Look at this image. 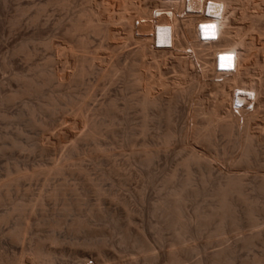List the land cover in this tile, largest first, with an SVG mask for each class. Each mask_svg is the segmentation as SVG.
<instances>
[{
    "label": "bare ground",
    "instance_id": "6f19581e",
    "mask_svg": "<svg viewBox=\"0 0 264 264\" xmlns=\"http://www.w3.org/2000/svg\"><path fill=\"white\" fill-rule=\"evenodd\" d=\"M54 1H56V0H54ZM62 1H61V3H59L60 1L58 2V0H57V2L59 4H63V5L66 4V6L70 5V3H71L70 2L68 4V1H70V0H62ZM247 1L254 4V7H256V10L252 9L253 11H251V12H247L248 10L246 11L244 9L241 10L239 13V16L238 15L237 16L241 19L247 18V21L241 25H239V24L237 25V23H236V21L238 19L236 16V10H237L236 8L237 7L235 8V3H231V0H189V2L187 4H181V3L177 2L176 0H173V1L167 2V3L163 2L162 0H84L83 5H80L81 7L77 10V12L70 19L69 27L67 28V29H70L71 31L73 30V32H72L73 35H75V34L80 35L78 38L77 44L74 46H76L75 48L79 47L80 51L82 52L81 54H79L80 52L78 53V55H80V57L77 56L78 59L81 58V62L79 63L80 65L78 68H75L76 65L74 66V68L76 70H75V72H73V77H72L73 81L76 83H79L82 81L83 77L86 74L88 76V72H89L88 64L92 63L90 61H92L95 58V56H93V55H96V53L92 52L93 55H89V56L87 54V51H88L87 48H88V44L90 41L89 37L102 35L104 38H108V39L109 38H115L117 36V34H119L118 31H120V30H118V26H120V27H122V30L124 31L123 34L121 33L123 35V36H121V38H122L121 40H123V41L124 40L125 41L130 40V41H133V43L135 44V49H133V51H132L133 57L129 61V64L127 63V66L128 65L129 66L127 68V76H126L125 83H124L125 88H129L131 90V96L129 97V99L127 97V101H125L126 105H124L123 107L126 106L125 108L128 107L127 109H129L130 107L136 108V112L140 113V114L138 113L139 116L141 115V117H139V118H141L140 119L141 122H139L140 126H138L136 124L138 126V130H136V129L135 130L137 131V134L139 133L142 137H144L143 140H145V137L148 136V124L150 121L152 123L153 119H155L156 117L158 118L160 116L162 118L164 116L165 117V118H163L164 121L165 120L167 121L166 126H164L165 129L163 128V131L156 134L155 139L152 135H150L153 137V139L151 137L152 141L154 140L153 142H149L148 140L142 141V143L144 142V145H142V147L144 146V148H145L144 154L147 155V158L149 160H151V159L153 160V158L156 157V154H157V152L161 146V145L159 146V144L167 145L170 141H172L173 139H175L177 137H182V138H184L183 140L192 139L193 141L201 142L205 146L206 145L208 146V145H210V143L213 140L216 139L217 136H219L225 140L226 144H230L232 147L236 148L237 150L238 149L240 150L239 151L240 155L238 157L239 163L243 162V163H246L249 165V163L251 162V159H253V160L255 159V162H256V158L260 160V158H258L260 155L259 154L260 149L258 150L259 146L264 147V126L262 125V123H264V121L262 123L260 121V119L264 118V42L262 44L260 43L261 45L260 44L257 45L258 42L256 43V37L262 36L264 39V7L263 8L260 7L261 4L264 6V0H247ZM207 3H208V5H207ZM53 4H54V2H53ZM79 4H82V2ZM41 6H43V5H41ZM70 8L71 7H69V9ZM205 8H207V12L209 13V16L205 15ZM41 9H42V7H41ZM186 10L188 12H186ZM37 18H38V16H37ZM136 21H137V24H135ZM115 24H118V25H116L117 27H115ZM255 31L257 33V36L255 34ZM200 35H216L217 40H216V42H214L212 37H208L209 40H206L208 42H202L199 40ZM157 40L161 41L165 45L158 47L157 42H156ZM259 40H261V38ZM123 41H121V42H123ZM116 43H117V41H116ZM48 44L49 43H47V46H48ZM63 44H64V42H63ZM235 44H239L242 47L239 55H238L239 51L234 46ZM114 45H116V44H114ZM117 45H118V43H117ZM119 46H120V44H119ZM51 47H52V45H51ZM129 47H127V48H129ZM64 48H65V46H64ZM54 50H55V52H57L56 49H54ZM75 50L76 49L73 48V56L72 57H76L74 54H75V52H78V51L77 50L75 51ZM114 51H113V53H114ZM118 51H119V49H118ZM106 52H105V54H106ZM116 52H115V54H118V52L117 53ZM113 53H111V54H113ZM254 53H255L254 57H256V58H255V60H253L254 62H252V59H253L252 56ZM257 53H259V55ZM260 53L262 54L261 56L263 57V59L260 58ZM60 55H61V53H60ZM130 55H131V53H130ZM232 56H233V58L231 59ZM97 57H99V55ZM96 59H98V58H96ZM96 59H94V60L96 61ZM100 59L105 60L104 57H102V58L99 57V60ZM118 61H116V62H118ZM100 62L102 63L105 61H100ZM84 63L86 64V66ZM217 63L220 65H225V66H229V65H231V63H233V70H229L227 67H224L223 70L221 71V73H217L215 70V66ZM252 64H256V66H257L258 70L257 69L256 70L259 71L258 77H255V74H253V72H252V69H251ZM117 65H118V63H117ZM110 68H112V67H110ZM113 70H115V69H113ZM113 70L109 71V73H107V74H105V73L104 74L108 76L111 74V72H113ZM116 71H114V73ZM171 71L174 72V75H169V73ZM112 75H113V73H112ZM56 76H57V73L53 72V71H52V73L51 72L47 73L45 71H37V73L33 77L27 78L24 81V85L22 84L23 87L21 90H22L23 95L24 94L25 95L26 94L31 95L32 93H38L40 91L41 86H44L46 83L48 84V82L54 81V79H57V77H58V76L57 77ZM107 76H105V77L108 80L109 77H107ZM114 76L115 75H113V77ZM110 80L111 79H109V81ZM18 81H19V79H18ZM81 83H83V81ZM51 84H52V82H51ZM123 89H124V87H123ZM197 89H200L201 95L199 97H200V101H202L201 106L197 110H195V114H194V116L198 119H197V121H195V123L193 122V124L189 128L179 129L177 127L176 123L174 121H172V119L170 117L171 113L174 111L175 103L179 97H183V95H187V96L189 95L190 96L193 93H195V91ZM128 93H129V91H128ZM37 95H39V94H37ZM90 95H91V93L89 94L88 91L86 90L83 94H80V96H76V97L73 96V98H71V100L73 99V101H71L70 103L76 104L79 101H81V102L83 101L84 102L83 105L86 106L85 102L88 101V99L90 98ZM9 96H11V95H9ZM52 96H49V98L47 97L48 103L46 102L47 103L46 105L43 104L42 107L39 106L40 108H42L40 110L47 111L49 113L53 112V107H52L53 101H55L56 98L54 99V97H52ZM57 96H59V95H57ZM124 97H126V96H124ZM13 99H15V97ZM124 99H126V98H124ZM179 99H181V98H179ZM234 100H237L238 102L244 101L245 103L240 108H237L234 106V102H235ZM110 101L106 105V107L104 105H103L104 108L101 107L104 109V111L107 114H109L110 112L113 113V112H115L114 110L117 109L114 106V103H112V101L111 102ZM66 102H67V100H66ZM250 103L252 104V107H251V109H247L246 107ZM88 104H89V102H88ZM55 105H57L56 101H55ZM79 105H82V104H79ZM77 106H76V108H77ZM103 109L101 110L102 112H103ZM127 109H124V110L122 109V111H125ZM40 110H37V111H40ZM57 110H58V108H57ZM117 110H119V109H117ZM34 111H35V109H34ZM34 111L32 110L31 112L33 113ZM99 111H100V109H99ZM105 112H103V113L105 114ZM107 114H106V116H107ZM197 115H198V117H197ZM199 116H200V118H199ZM31 121L32 122H30L29 125H31V123L33 125L36 124L34 119ZM28 123H26V126ZM98 124H96V125L91 124V127L89 126L90 128L88 130H86V133L83 136L84 139L83 138L82 139L83 140L94 139V141H95L96 139H98V137H101L100 135H101V131L103 130V128L101 130V125H98ZM109 125H110V123H109ZM31 127H32V125H31ZM112 127H111V129H112ZM39 128H41V127H39ZM111 129H110V126L107 125L105 127L104 131H106L107 134L112 136L110 134L112 132ZM115 131L118 132V130H115ZM49 132H51V131H49ZM67 132H68L67 130L64 131L62 133V135L67 137V135L70 133V132H68V133ZM44 133H45V131H44ZM131 133H132V131H131ZM51 134H52V132H51ZM70 134H72V133H70ZM41 137H43V136H41ZM55 139H56V137H55ZM155 140H157V141L155 142ZM27 141L28 140H26V142ZM46 141H48V139ZM189 141H191V140H189ZM19 142H18V144H20ZM69 142H70V140H69ZM127 142H129V141H127ZM14 144H17V143L13 142V145ZM100 144L101 143H99V145ZM18 146H20V145H18ZM18 146H14V147H18ZM32 147H33V145H32ZM65 147H66V145H65ZM94 147H95V149H99L97 141H96V144ZM199 147H200V145H199ZM22 148H23V146H22ZM37 148H39V147H37ZM62 148H64V147H62ZM92 150H93V147H92ZM224 150H226V149H224ZM45 151H46V149H45ZM71 151H73V149ZM71 151H69V153L67 154L68 159H70L71 155H73L72 154L73 152L71 153ZM26 153H28V152H26ZM197 153L198 152L191 150L185 158L180 160L179 163H176V164H178L177 167H179L178 170L181 169V171H183V177L181 176L182 178L180 180L177 181V179L179 178L178 173H177V168L176 169L173 168L174 169L173 171L171 170V172H169V174H166L165 176H163V180L161 183L162 185L160 187L161 189H159L160 190L159 191L160 193L158 194L159 196L157 195L158 197L155 199V201L152 203V206H151V211L154 214H156L159 218V222L157 221L158 227L162 230L169 231V237H168L169 248L167 250H165L164 252H162V256H161L162 260H163L162 262L164 264H182V261H183L185 254L187 252L189 253L188 250H190V253H192L191 251H193V249L191 250L192 247L191 248L186 247L187 244H185V242L187 240V237L188 236L194 237L198 234H201V232L206 233V231H208L210 234V236H208V237H212V236L215 237L216 236V238H217V236L222 237V235H224L227 231L228 232L229 231L235 232V231L241 229L242 227L247 226V227H249L250 231L248 230V233L245 231L246 233L241 234V237L238 239V243L240 242L241 247H244L245 249L254 246V244L256 242L262 241L264 238V227L261 226V225H263V218H264V203L259 200L260 195L264 196V174L263 175L260 174L257 177L255 176L256 179L252 180V183L250 181L251 184H249L248 182H247L248 184L246 182H245L246 183L245 184L243 181V178L240 177V175L237 176V174L235 175V174H231V173H229V174L224 173L223 175L219 176L218 178H215V180H214L211 177L212 176L211 175V173H212L211 169L212 168H211V164H210L211 160L208 162V160H206L207 158H203L204 156L203 157L199 156ZM50 155H51V153H50ZM142 156H143V153H142ZM143 157H145V156H143ZM147 158H146V160H147ZM261 159H262L261 161L264 162V155H263V157H261ZM231 161H232V159H231ZM257 162H259V161L257 160ZM144 163H145V161H144ZM146 163H149V162L147 161ZM54 164L55 165H51L49 167H46L45 169L43 168V170L39 169L41 172V175L43 174L44 183L41 182L43 188H41L39 194H37L38 196L34 197L35 201H33L31 198L29 201H26V202H23V201L15 202L12 204V207L10 209L4 210L6 212L4 214L2 213L3 216L0 217V225H2V223L4 224L5 222H7V219L11 218V216L14 213L19 215L18 217H20V218H18V220L21 219V221L17 220V222H16L17 224L15 223L16 226L14 225L15 228L9 229L8 231H6L7 235L10 236L9 238H11L10 240H12L14 242V244L23 242V239L25 238V234H27L28 229H30L29 228L30 227L29 217L32 215L31 211L37 205L36 203H38V205L40 207L39 211L41 210L40 212L44 216L43 226L46 228V230H45L46 232H44V235H42L40 238L34 239L33 243L30 242V244L31 243L32 244L29 245L30 247L28 248V251L26 254L29 257V260L32 262V264H50L51 262H53L52 261L53 258L58 253V251L56 249V248H58L57 246L60 243L64 242V241H60L61 238H59L60 236L57 235V233H58L57 231L61 230L63 227H65L67 232L71 233L72 235H74V234L78 235V234L83 233L86 236H88L87 239H85L86 237L84 236L85 240L83 239V241L81 240V242H77L75 240H74L75 242L73 240H71V241L67 240L68 245H71V247H73V245H75V246L85 247L87 249V251L83 250L81 253H78V255H76V256H78V258L80 257L81 262L79 261L80 262L79 264H129V263H124V262H119V261L109 262L108 258L105 256V254H106L104 251L105 245L103 244L102 240L98 239V238H100V236L102 237V235H104V234L101 233L102 230L94 229V227L92 228L90 226V224L88 223V220L83 219L82 217H77V218L72 217L69 221H67V218H68L67 216H69L70 213H72V211L74 210L73 204H76V205L80 204L77 202V201H79L78 199H79V191L80 190L77 191L75 186L72 185L73 183L68 184V182H65L66 180L64 181L63 179H62V181L61 180L58 181L56 179H55L56 181H51L50 177L52 175L55 176L57 174V176H59L60 174H62L61 172L64 169H67V168L69 169V166H67V165H60V164L58 165L56 163H54ZM72 166H73V164H72ZM192 166L197 168L198 171L200 172V175H199L200 180L198 179V181H199L198 186H195V184L193 182L195 179L192 176L193 175L192 174V171H193ZM213 166L214 165H212V167ZM13 167H14V165H13ZM70 169H71V167H70ZM21 171L16 170V175H14L13 178L11 177V179L8 180V182L6 181V184L9 185V184L13 183L16 186L17 183L19 184V181L24 180V179L28 180V178L32 177L30 173H28L30 176V177H28V174H26L25 171H24L25 173H23V171L22 172ZM255 171L257 172V170H255ZM238 174H240V173H238ZM176 175L178 176V178L176 177ZM7 176H8V174H7ZM101 176H102V174H101ZM63 177H65V176H63ZM86 177H87V175H86ZM39 178H41V177H39ZM119 178L120 177H118V179ZM89 179L90 178H88V179L85 178V180L83 181L84 182L83 187H86L85 188L86 190H89V191H91V193H94V195L96 196L95 200L96 199L100 200V199L105 198V197L106 198L108 197V199H109L110 195L107 194V192H105L106 190L103 191V189L100 188V186L98 187L97 184L93 183V180L90 181ZM192 179H193V181H192ZM152 181H154V180H152ZM139 183H141V182H139ZM4 185H2V186H4ZM196 185H197V183H196ZM246 186H249V189H247ZM28 187H29V183H28ZM128 191H130V190H128ZM143 193L145 194V192H143ZM199 193H201V195H203V197L208 200V202H206L207 204H205V207L199 206V208H198V206H197V208H195V209L193 208L194 210H191V211L188 210L187 209V207H188L187 201L188 200L190 201L191 199H193V197H195L197 194L200 196ZM131 194H133V193H131ZM27 195H28V193H27ZM89 195H90V193H89ZM112 195H113V193H112ZM137 195H138L137 197L140 200L143 199V196H141L140 190H139V192H137ZM69 196H74L75 202H73V197L70 198ZM9 197L10 196H8L7 191L5 193L0 192V204L2 205V203H4V199L6 200ZM32 197H33V195H32ZM114 197H116V196L113 195L110 198L111 201L112 200L119 201L118 199H115ZM22 198H24V197L22 196ZM144 200H143V202H144ZM50 202H52V203L54 202V204L57 202L56 205L52 204V206L54 205V208L57 206L56 207L57 210L55 209L56 210L55 213H51L50 215H48L46 213L47 208H45L46 207L45 205L47 203L49 204ZM57 204H59V206ZM102 204H104V203H102ZM112 204H114V203H112ZM199 205H200V203H199ZM116 206H117V204H116ZM102 209H104V208H102ZM143 212H141V213H143ZM87 215L90 218L96 217V219H97V218L102 217L103 213L98 207H94V208L89 210ZM135 215H137V214H135ZM103 218H105V217L103 216ZM126 218H127V216H126ZM140 219H141V217H140ZM124 220H126V219H124ZM117 221H119V220H117ZM114 222H115V220H114ZM114 222H112V223H114ZM126 223H128V221ZM243 225H245V226H243ZM35 227H37V226H35ZM102 228H103V226H102ZM126 228H127V225H126ZM136 228H138V227H136ZM148 228H153V226L148 225ZM107 229H109V228H107ZM127 230H128L127 232L131 231L129 229H127ZM119 231H120V228H119ZM142 231H144V230H142ZM127 232L126 233L124 232V236L122 235L123 240L129 238ZM138 233H141V232L138 231ZM241 233H243V232L241 231ZM36 234H38V233H36ZM142 234H144V233L142 232ZM98 235H100V236L98 237ZM74 236H76V235H74ZM129 236H131V234ZM144 237H145V234H144ZM144 237L142 236L141 238H144ZM31 238H33V237H31ZM35 238H37V237H35ZM104 238H106V237H104ZM146 239H148V238H146ZM10 240H8V241L11 242ZM62 240H63V238H62ZM211 240H213V239H211ZM124 241H126V240H124ZM137 241H138V239H137ZM134 242H136V240ZM146 242L148 243V241H146ZM148 244H151V243H148ZM145 245H147V244H145ZM136 246H138V245H136ZM187 246H189V245H187ZM144 248H143V250H145ZM148 248H150V246H148ZM236 248H238V247L236 246ZM146 249H147V247H146ZM151 252L153 253V251H151ZM151 252H149V253H151ZM234 252H235L234 247L229 246V245L225 246V247L223 246L221 249H219L213 253V257L211 256L212 257V264H236L235 258H234ZM112 255H114V254H112ZM201 255H200V257H201ZM147 256H149V261H152V262L158 259V254H152V255L148 254ZM147 256H146V258H147ZM188 256H189V258L191 257V255H188ZM256 256H253V257L250 256L249 259H246V257H245V259L242 258L243 260H240V262L237 264H260V263L264 262V258H260L261 256L260 257L259 256L256 257ZM71 257H73V256H71ZM75 258H77V257H75ZM112 258H113V256H112ZM90 259H91V262L89 263ZM14 262H15V260H14ZM133 263H131V264H133ZM0 264H12V262L10 260L4 259L0 255Z\"/></svg>",
    "mask_w": 264,
    "mask_h": 264
},
{
    "label": "rangeland",
    "instance_id": "374dc122",
    "mask_svg": "<svg viewBox=\"0 0 264 264\" xmlns=\"http://www.w3.org/2000/svg\"><path fill=\"white\" fill-rule=\"evenodd\" d=\"M52 1L54 2V4ZM61 1L62 0H58L59 3H61ZM58 2H57V0L56 1H54V0H0V192L5 193L7 191L8 196H10L6 200L4 199V203H2V205L0 204V217L3 216V214L6 212L4 210L10 209L12 207V204L15 202H18V201L26 202V201H29L31 198L33 201H35L34 197L38 196L37 194H39L41 188H43L42 183H44L43 174L41 175V172H40L41 169L43 170V168L45 169L46 167H49L51 165H55L54 163H56L58 165L59 164L60 165H67V166H69V169L68 168L64 169L61 172L62 174H60L59 176H57V174L55 176L54 175H52L51 177L49 176L51 181H56V180L62 181V179H63L64 181L66 180L65 182H68V184L73 183L72 185L75 186L77 191L80 190L79 191V199H78L79 201H77L80 204H77V205L73 204L74 210L72 211V213H70L69 216H67L68 217L67 221H69L72 217L73 218L82 217L83 219L88 220V223L90 224V226L92 228L94 227V229L102 230L101 233L104 234V235H102L103 238L100 235H98V237L100 236V238H98L97 236L96 237L103 241V244L105 245L104 246V251L106 253L105 256L108 258L109 262L119 261V262H124V263H129V264H131L133 262H134L133 264H162L163 263L162 262L163 260L161 257L162 252H164L165 250H167L169 248V244H168L169 231L162 230L158 227L159 218L156 214H154L151 211V206H152V203L155 201V199L159 196L158 194L160 193L159 189H161L160 187L162 185L161 183L163 180V176H165L166 174H169V172H171V170L173 171L174 169L177 168V173L179 176V178H178V176L176 175V177L178 178L177 181L180 180L183 177V171H181V169L178 170L179 167H177L178 164H176V163H179L180 160L185 158L191 150H194V151L198 152L197 154L199 156H202V157L204 156L203 158H207L206 160H208V162L211 160L212 163L210 162V164H211V168H212L211 169L212 179L215 180V178H218L219 176L223 175L224 173H226V174L231 173V174H235V175L237 174V176L240 175V177L243 178L244 183L248 182L249 184H251L252 180H255L258 175L264 174V162L261 161L262 160L261 157H263V155H264V149H263L264 147L259 146V148H258V150L260 149L259 150L260 155L258 157V158H260V160L256 158V162H255V159L254 160L251 159V162L248 165V164L243 163V162L239 163L238 157L240 155V152H239L240 150L239 149L237 150L236 148L232 147L230 144H226L225 140L219 136H217L216 139L213 140L210 143V145H208V146L207 145L205 146L201 142L193 141L192 139L183 140L184 138L177 137V138L173 139L172 141H170L167 145L159 144V146L161 145L160 146L161 149L159 148V150L156 154V157H154L153 160L152 159L149 160L147 158V155L144 154L145 148H144V146L142 147V145H144V142L142 143V141L148 140L149 142H153L154 141V140L152 141L153 137L155 139L156 134L163 131V128L165 129L164 126H166L167 121L166 120L164 121V119H163V118H165L164 116H163V118L161 116H160L161 118L156 117L155 119L152 120V123L150 121L148 124V136H146L145 140H143L144 137H142L139 133L137 134V131H136V130H138V126H140L139 122H141V120H140L141 118H139V117H141V115L139 116L140 113L136 112V108L130 107L129 108L130 110H129V109H127L128 107L127 108H125L126 106L123 107L124 105H126L125 101H127V97L129 99V97L131 96V90L129 88H125L124 83H125V79L127 76V68L129 66V65L127 66V63L129 64V61L133 57L132 51H133V49H135V44L133 43V41H130V40H126V41L121 40L122 39L121 36H123L122 34L124 33V31L122 30V27H120V26H118V30H120L121 32L118 31L119 34H117V36L115 38H109L108 39V38H104L102 35H100V36L98 35L99 37L98 36H94V37L90 36L89 37L90 41H89L88 48H87L89 52L87 51V54L89 56V55H93V53H96V55H93V56H95L94 59H96V58H98V59H96V61L93 59L92 61H90L93 64L92 63L88 64L90 73L88 72V76L86 74L85 75L86 77L85 76L83 77V79H82L83 83H81L82 81L79 83L74 82L73 78H72L73 72H75V70H76L75 68H78L80 65L79 63L81 62V58L78 59L77 56L80 57V55H78V53L79 52H80L79 54L82 53L80 51V48L77 47L78 48L77 49V48H75L76 46H74V45L77 44V41H78V38L80 35L79 34L73 35V33H72L73 30L71 31L70 29H67V28L69 27L70 19L77 12V10L81 7L80 5H83L84 0H70V1H68V4L70 2L71 3H70V5L67 4L68 6H66V4H64V5L59 4ZM81 2H82V4H79ZM231 3H235V8L237 7L236 8L237 9L236 10V16L237 15L239 16L240 11L243 9L246 11L248 10L247 12L253 11L252 9L256 10V7H254V4L248 2L247 0H240V1L239 0H231ZM41 5H43V6H41ZM41 7H42V9H41ZM69 7H71V8L69 9ZM260 7L263 8L264 6L261 4ZM186 12H188V11L186 10ZM37 16H38V18H37ZM238 16H237L238 19L236 21L237 25L238 24L241 25L247 21V18L241 19ZM135 24H137V21L135 22ZM116 25H118V24H115V27H117ZM255 34L257 36L256 31H255ZM260 38H261V40H259ZM61 40L64 42V44ZM116 41H117L118 45H117ZM121 41H123V42H121ZM263 42H264V39L262 36L256 37L257 45H259L260 43L262 44ZM47 43H49L50 45L48 44V46H47ZM114 44H116V45H114ZM119 44H120V46H119ZM51 45H52V47H51ZM64 46H65V48H64ZM234 46L239 51L238 52V55H239V53L241 52L240 50L242 48L241 45L235 44ZM127 47H129V48H127ZM73 48L78 51V52H75V54H74L76 57H72L73 56ZM54 49H56L57 52H55ZM118 49H119V51H118ZM113 51H114V53H113ZM116 51L118 52V54L119 53L120 54L119 55L115 54ZM105 52H106V54H105ZM60 53H61V55H60ZM111 53H113V54H111ZM130 53H131V55H130ZM257 54L259 55V53H257ZM98 55L100 58L104 57L105 60H101V59L99 60V57H97ZM261 55L262 54L260 53V58L263 59V57ZM254 56H255V53L252 56L253 59L251 58L252 62H254L253 60H255V58H256ZM100 61H105L107 64L105 62H102L103 63L102 64ZM116 61H118V62H116ZM117 63H118V65H117ZM74 66H75V68H74ZM85 66H86V64H85ZM110 67H112V68L114 67L113 69H115V70H113ZM111 69L113 70V72H111V74H110L111 76L105 75V74L109 73V71H112ZM251 69H252L253 74H255V77H258L259 71H257L258 69H257L256 64H252ZM37 71H45L47 73H50V72L52 73V71H53V72L57 73L58 77L56 76L57 79H54L55 82L51 81L52 84H51V82H48V84L46 83L44 86H41L42 88L40 87V91H39L40 93L39 92L38 93H32L31 95L26 94L27 96L25 94L23 95L21 89L24 85V81L27 78L33 77L37 73ZM114 71H116V72L114 73ZM112 73H113V75H115L114 76L115 78L113 77ZM170 73H169V75H174V72H172L171 74ZM105 76L109 77V79H111V80L110 81H109V79L107 80V78ZM18 79H19V81H18ZM123 87H124V89H123ZM86 90L88 91L89 94L91 93L90 98L88 99V101L85 102L86 106L83 105L84 104L83 101L82 102L79 101L76 104L70 103L71 101H73V99L71 100V98H73V96L74 97L80 96V94H83ZM128 91H129V93H128ZM199 92H200V89H197L195 91V93H193L190 96L188 95L189 97L187 95H183V97H179L181 99L178 98V100L176 101L175 106H174V111L171 113L170 117H171L172 121H174L176 123V125L179 129L189 128L193 124V122L195 123V121H197L198 118H196L194 116L195 110H197L202 104L201 103L202 101H200V97H199L201 95V92L200 93ZM37 94H39V95H37ZM9 95H11V96H9ZM57 95H59V96H57ZM49 96L54 97V99L56 98L55 101H56L57 105H55V101H53V106H52L53 107V112H52L53 114L49 113L47 111H42V110H40L42 108L39 107V106L42 107L43 104L46 105L48 103ZM124 96H126V97H124ZM14 97H15V99H13ZM124 98H126V99H124ZM65 99L67 100V102ZM110 100L112 101V103H114V106L119 110L115 109L114 110L115 112H113V113L110 112L109 114H107L103 108H104V106L106 107V105L109 103ZM88 102H89V104H88ZM79 104H82V105H79ZM76 106H77V108H76ZM101 107H103V108H101ZM251 107H252V104L250 103L246 108L251 109ZM57 108H58V110H57ZM121 108L123 110L124 109H127V110L122 111ZM34 109H35V111H34ZM99 109H100V111H99ZM102 109H103V112H105V114L101 111ZM32 110L34 111L33 113L31 112ZM37 110H40V111H37ZM106 114H107V116H106ZM197 117H198V115H197ZM199 118H200V116H199ZM30 119L31 120L34 119L36 122V124H34V125L31 123L32 127H31V125H29L30 122H32ZM260 121L262 123L264 121V118L260 119ZM26 123H28L27 126H26ZM109 123H110V125H109ZM91 124L92 125L93 124L101 125V130L103 128V130L101 131V135H100L101 137H98V139H96L95 141H94V139L83 140L84 139L83 136L86 133V130H88L91 127ZM107 125L110 126V129L113 126L111 129L112 132L110 133L112 136H110L109 134H107L106 131H104L105 127ZM262 125L264 126V123H262ZM39 127H41V128H39ZM66 130L72 134L69 133L67 135V137L62 135V133ZM115 130H118V132ZM130 130L132 131V133ZM44 131H45V133H44ZM49 131H51L52 134ZM150 135H152L153 137ZM41 136H43V137H41ZM55 137H56V139H55ZM151 137H152V139H151ZM47 139H48V141H46ZM26 140H28V141L26 142ZM69 140H70V142H69ZM189 140H191V141H189ZM96 141H97V144L99 146V149H95V147H94L96 144ZM127 141H129V142H127ZM156 141L157 140H155V142ZM13 142L14 143L16 142L17 144L19 142L20 144H18V145H20V146L22 145L23 148H22V146L20 147L17 144L13 145ZM99 143H101L102 145L101 144L99 145ZM32 145H33V147H32ZM65 145H66V147H65ZM199 145H200V147H199ZM14 146H18V147H14ZM37 147H39V148H37ZM62 147H64V148H62ZM92 147H93V150H92ZM223 148L226 150H224ZM45 149H46V151H45ZM70 149L71 150L73 149V151H71ZM69 151H71V153L73 152L72 153L73 155H71L70 159L67 158V154L69 153ZM26 152H28V153H26ZM50 153L52 156L50 155ZM142 153H143V156H145V157L142 156ZM146 158H147V160H146ZM231 159H232V161H231ZM257 160L259 162H257ZM144 161H145V163H144ZM147 161L149 163H146ZM72 164H73V166H72ZM13 165L15 168L13 167ZM212 165H214V166L212 167ZM70 167H71V169H70ZM192 168H193V171H192L193 175L192 176L195 179L194 181L192 179V181L194 182L195 186H198L199 185L198 179L200 178L199 177L200 172L198 171L197 168H195L193 166H192ZM18 169L20 171L22 170L23 173H25V172H26V174L30 173L32 177H30L28 174V177H30V178H28V180L26 179L27 181L25 179L19 181V184L17 183L16 186L13 183L9 184V185L6 184V181L8 182V180H10L11 177L13 178L14 175H16V170L19 171ZM255 170H257V172ZM238 173H240V174H238ZM7 174H8V176H7ZM101 174H102V176H101ZM86 175H87V177H86ZM63 176H65V177H63ZM39 177H41V178H39ZM118 177H120V178L118 179ZM85 178L86 179L90 178L89 179L90 181L93 180V183L97 184L98 187L100 186V188H102L103 191L106 190L105 192H107V194H109L110 196L113 193V195L116 196L114 198L118 199L119 201H115V200L111 201L110 198L113 195L111 197L109 196V199H108V197L107 198L105 197V198H102L100 200L96 199L97 200L96 201L95 200L96 196L94 195V193H91V191L85 189L86 187H83L84 186L83 181L85 180ZM152 180H154V181H152ZM250 181H251V183H250ZM139 182H141V183H139ZM28 183H29V187H28ZM196 183H197V185H196ZM2 185H4V186H2ZM249 186H246V188L249 189ZM128 190H130V191H128ZM139 190L141 191V196H143L142 200H140L137 197L138 196L137 192H139ZM130 192L133 194H131ZM143 192H145V194ZM27 193H28V195H27ZM89 193H90V195H89ZM199 194H200V196L197 194L195 197H193V199H191L190 201L189 200L187 201L188 202V205H187L188 210H190V211L194 210L195 208H197V206H198V208H199V206L205 207V204H207L206 202H208V200L206 198H204L203 195H201V193H199ZM32 195H33V197H32ZM22 196L24 198H22ZM69 197L70 198L73 197V202H75L74 196H69ZM259 198H260L259 200L264 203V196L260 195ZM143 200H144V202H143ZM56 203L54 204V202L53 203L50 202L49 204L47 203L45 205L46 206L45 208H47L46 213L48 215H50L51 213H55V211L57 210V208H56L57 206L54 208V205H56ZM102 203H104V204H102ZM112 203H114V204H112ZM199 203H200V205H199ZM36 204L38 205V203H36ZM52 204H54V205L52 206ZM116 204H117V206H116ZM37 205L33 208L34 210L32 209V211H31L32 215L29 217V219H30L29 220V224H30L29 228L30 229H28L27 234H25V238L23 239V242L14 244V242L12 240H10L11 238H9L10 236L7 235V232H6L9 229L15 228L14 225L16 226V224H17L16 222H17L18 218H20V217H18L19 215L14 213L11 216V218L7 219V222H5L4 224L2 223V225H0V253H1L0 255L4 259L10 260L12 262V264H32V262L29 260V257L26 254L28 251V248L30 247L29 245H31L33 243L34 239L40 238L42 235H44V232H46L45 231L46 228L43 226L44 216L41 214V212H40L41 210L39 211V209H40L39 205L38 206ZM57 205L59 206V204H57ZM94 207H98L102 211L103 216L105 218H103V216L100 218H97V219H96V217H94V218L88 217L87 213L89 212L90 209H92ZM102 208H104V209H102ZM141 212H143V213H141ZM135 214H137V215H135ZM126 216H127V218H126ZM139 216L141 217V219ZM124 219H126V220H124ZM114 220H115V222H114ZM117 220H119V221H117ZM18 221H21V219H19ZM127 221H128V223H126ZM112 222H114L115 224ZM126 225H127V228H126ZM148 225H152L153 228H148ZM35 226H37V227H35ZM102 226H103V228H102ZM243 226H245V225H243ZM261 226L264 227V218H263V225H261ZM136 227H138V228H136ZM107 228H109V229H107ZM119 228H120V231H119ZM127 229L131 230V231H129L130 233L127 232L128 231ZM137 230L141 233H138ZM142 230H144V231H142ZM248 230H249V227H247V226L242 227L241 229H239L235 232L234 231H231V232L227 231L224 235H222V237L217 236V238H216V236L215 237H213V236L208 237V236H210L208 231H206V233L201 232V234H198L194 237L188 236L185 244L190 246L189 247L186 245L187 248L192 247L191 250L193 249V251H191L192 253H190V250H188L189 253L187 252L186 253L187 255L185 254L183 261H182V264H193V263L194 264H209V263L212 264L213 253L215 251L221 249L223 246L225 247L228 245L234 247V249H235L236 253L234 252V258H235L236 264L239 263L240 260H243L242 258L245 259V257H246V259H249L250 256L253 257V256L257 255L259 257L261 256L260 258H264V238L262 241L256 242L254 244V246L246 248V249L244 247H241L240 242L238 243V239L241 237V234H244L246 232L248 233ZM59 231H57L58 232L57 235L60 236L59 237V238H61L60 241H64V242L60 243L61 245L59 244L57 246L58 248H56V249H57L58 253L55 255V257L52 260L53 262H51L50 264H65V263L66 264H79L81 262L80 257L78 258V256H76V255H78V253H81L83 250L87 251V249L85 247L75 246V245H73V247H71V245H68V241H71V240L74 241L75 240L77 242H81V240L83 241V239L85 237H86L85 239H87L88 236H86L83 233L78 234V235L74 234L77 236L76 237V236L72 235L71 233H68L67 230L65 229V227H63ZM241 231L243 233H241ZM124 232L128 233V237L130 239L127 238V239H124L126 241L123 240ZM142 232L145 234V237L148 239H146L144 237V234H142ZM36 233H38V234H36ZM130 234H131V236H129ZM141 235L144 238H141L142 237ZM31 237H33V238H31ZM35 237H37V238H35ZM104 237H106V238H104ZM62 238H63V240H62ZM137 239H138V241H137ZM211 239H213V240H211ZM8 240H10L11 242H9ZM135 240H136V242H134ZM146 241H148V243H151V244H148ZM30 242H32V243L30 244ZM144 243L147 245H145ZM136 245H138V246H136ZM143 246L144 247L146 246L147 249L148 250L150 249V250L148 251L146 249V247L144 248ZM148 246H150V248H148ZM236 246L238 248H236ZM193 247L194 248L196 247V248L194 249ZM143 248L145 250H143ZM151 251H153V253ZM149 252H151V253H149ZM112 254H114V255H112ZM148 254L149 255L150 254L151 255L152 254H158V259L153 261V262L149 261V256H147ZM188 255H191V257L189 258ZM200 255H201V257H200ZM71 256H73V257H71ZM112 256H113V258H112ZM146 256H147V258H146ZM75 257H77V258H75ZM14 260H15V262H14ZM90 262H91V259H90L89 263ZM262 263L264 264V262H262ZM262 263H260V264H262Z\"/></svg>",
    "mask_w": 264,
    "mask_h": 264
},
{
    "label": "built area",
    "instance_id": "2783aa9c",
    "mask_svg": "<svg viewBox=\"0 0 264 264\" xmlns=\"http://www.w3.org/2000/svg\"><path fill=\"white\" fill-rule=\"evenodd\" d=\"M162 1L165 2V3H167V2H171L173 0H162ZM176 1L179 2V3H181V4H187L189 2V0H176ZM207 5H208V3H207ZM216 40H217V38H216ZM157 46L159 47V44L158 43H157ZM231 70H233V69H231Z\"/></svg>",
    "mask_w": 264,
    "mask_h": 264
}]
</instances>
